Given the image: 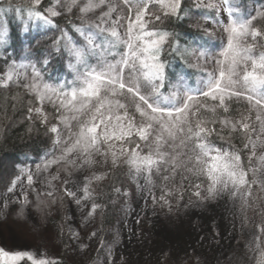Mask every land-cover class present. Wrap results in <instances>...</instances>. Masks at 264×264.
Instances as JSON below:
<instances>
[{
	"label": "rangeland",
	"instance_id": "obj_1",
	"mask_svg": "<svg viewBox=\"0 0 264 264\" xmlns=\"http://www.w3.org/2000/svg\"><path fill=\"white\" fill-rule=\"evenodd\" d=\"M185 1L193 7L192 12L188 13V25L209 36L214 45L199 50L206 53V58L197 60L190 56V67L197 73L194 85H190L185 76L181 75H177L178 78L171 85L182 80L193 90L202 86L201 81L207 78V73L216 69V61L223 59L221 53L227 48L229 39L226 28L233 19L250 22V28L261 33L255 39L256 52H264V0H246L245 3L238 0H227V3L225 0ZM42 2L43 0H39V3L36 0H0L2 5H25L31 9ZM66 2L67 0H52L42 6L40 11L42 16L51 21L62 16L67 19L63 21L65 23L56 26L45 23L42 18H29V11H34L28 10L25 19L20 20L19 48L15 53L1 54L0 51V59H3L4 64L0 72V89L11 91L20 88L26 97L33 99L28 106L27 116L41 122L43 117L34 111L41 105L37 103L35 94L24 87L28 82L24 80V74L30 77L31 66L34 65L47 83H71L76 78L77 69L84 70V66L76 65L69 52L72 46L86 45L84 36L76 29L83 28L86 33L94 34L97 44H104L107 35L95 27L99 23L97 18L106 8H98L84 16L78 7L68 11L64 6ZM49 8H54L60 14L48 16ZM230 10L232 15L229 14ZM168 11L156 3V0H151L145 17L151 21L148 30L158 32L152 24L161 23L165 17L171 16L165 15ZM115 15L126 16L127 12L118 9ZM157 15L161 17L159 21L154 19ZM123 23L126 25L127 21ZM120 32L123 34V27ZM0 33H3L0 36L1 49L9 33L8 23L1 15ZM247 42H253L251 36L247 37ZM166 48L167 41L162 45L160 54ZM120 50L123 51V47ZM86 59L93 66L99 61V57L94 55H89ZM107 59L111 60L112 57L107 56ZM21 65L25 67H20ZM9 72L13 73L11 81L6 80ZM16 74H20V80H17ZM164 88L163 85L160 90L167 95L171 87ZM201 98L204 97H200L202 104L208 108H216L215 112L206 109L201 112L224 113L223 117L216 120L218 132L222 128L219 121L225 117L239 120L243 114L251 117L246 122L256 124L255 112L249 111V105L243 98L226 100L228 109V105H239L232 115L217 107L218 101ZM29 109L33 111L30 112ZM43 112L47 114V122L42 124L49 134L46 150L39 156L28 154L27 159L17 167L16 174L0 189V249L10 254L29 253L37 261L63 259L65 264H260L264 256V187L252 184L251 194L238 198H233L229 191L210 195L208 190L211 181L208 176L194 170L193 164L189 162L191 145L183 148L179 140L175 141L174 148H167L176 157L175 167L171 163L163 164L160 172L153 174L150 188L145 186L143 175H136L123 160L117 166L99 164L72 170L71 175L58 165L38 172V165L42 166L46 160L52 159L53 154H60V145L54 143L57 134L50 131L51 127L56 125L62 129V136L67 135L52 104L45 102ZM227 133L243 134L241 158L248 171L247 179L251 182L255 178L251 169L258 167L259 163L256 158L250 160L251 152L245 148V144L249 143V137L253 140L256 137L251 131L220 132ZM215 138L223 139L213 134L209 141L212 143ZM136 143L143 142L137 140ZM213 145L229 153L236 152L220 141ZM259 155L258 150L257 156ZM116 168L122 169L123 183L113 192V204L116 206L114 219L104 227L100 219L102 205L99 186L107 180L110 171H115ZM94 174L100 179H94ZM28 175L33 177L31 185L28 184ZM56 175L61 180L53 181L50 186L48 181ZM165 176L169 179L165 180ZM85 177L90 181L91 197L81 199V203L77 205L75 199L65 193L62 181L67 180L68 188L80 198L83 196L82 188L88 182ZM247 190L245 186L241 192ZM48 192L53 195H47ZM197 192L199 195H196ZM93 203L100 207L89 216ZM18 262L33 264L27 257L14 263Z\"/></svg>",
	"mask_w": 264,
	"mask_h": 264
},
{
	"label": "snow or ice",
	"instance_id": "obj_2",
	"mask_svg": "<svg viewBox=\"0 0 264 264\" xmlns=\"http://www.w3.org/2000/svg\"><path fill=\"white\" fill-rule=\"evenodd\" d=\"M150 2L67 0L64 4L68 11L78 7L84 16L98 8H106L97 18L99 23L95 27L107 35L104 44H97L94 34L86 33L83 28L76 29L84 36L86 45L72 46L69 52L76 65L84 66V70L77 69L76 78L71 83H47L34 65L31 66L30 77L24 74V80L28 81L24 87L35 94L37 103L41 105L34 111L43 117L42 122H47V114L43 112V105L47 102L54 106L57 119L67 133L64 137L61 128L56 125L51 127L50 131L57 134L54 143L60 145V154H53L52 159L46 160L42 166L38 165L37 171H47L53 165H58L71 175L72 170L99 164L117 166L123 160L136 175H143L145 186L150 188L153 174L159 173L163 164L171 163L175 167L176 157L167 148H174L175 141L179 140L183 148L191 145L189 162L194 170L208 176L211 181L210 195L224 191H229L233 198L250 195L252 184L264 187V52L257 53L255 43L261 33L251 29L250 22L233 19L226 28L229 39L227 48L221 53L223 59L216 61V69L207 73V78L201 81L202 86L193 90L178 80L165 95L160 90L164 64L160 62L159 54L169 33L148 30L151 21L145 17ZM156 3L169 10L165 15H179L180 0H156ZM118 9L126 11L127 15L114 16ZM47 12L51 17L60 14L54 8H49ZM229 14L232 15L231 10ZM28 15L29 18L35 16L44 19L47 24L52 23L40 12L29 11ZM154 19L159 21L161 17L157 15ZM125 20L126 25L123 23ZM122 27L123 34L120 32ZM249 36L252 43L247 42ZM183 52L197 60L206 58L205 52L195 48H185ZM89 55L99 57L96 65L88 64L86 58ZM107 56L112 59H107ZM16 75L19 79L20 74ZM6 80H13L12 72L8 73ZM200 97L218 101L217 107L224 112L228 111L226 100L243 98L249 105V111L255 112L256 124L246 122L251 117L243 114L239 120L225 117L219 121L222 128L218 132L215 127L218 121L200 118L202 109L216 111L215 107L208 108L202 104ZM225 130L251 131L255 135V140L249 137V143L245 144V148L251 152L250 160L256 158L259 163L258 167L251 169L255 177L251 182L247 179L248 171L238 152H226L209 141L211 135H219ZM137 140L143 143H136ZM93 178L100 179L95 174ZM164 179L168 180L169 177L165 176ZM27 180L31 185L32 175H28ZM56 180H61V177L52 176L49 185ZM85 180L88 182L84 184L80 198L68 188L67 180L62 181L65 193L74 198L77 205L81 199L91 197L90 181L87 177ZM245 186L247 192H241ZM47 195L52 196L53 193L48 192ZM161 199L164 197L161 196ZM99 207L93 203L88 215L91 216ZM25 257L33 264H55L44 259L34 260L29 253L10 254L0 249L3 264H14ZM260 264H264V256Z\"/></svg>",
	"mask_w": 264,
	"mask_h": 264
},
{
	"label": "trees",
	"instance_id": "obj_3",
	"mask_svg": "<svg viewBox=\"0 0 264 264\" xmlns=\"http://www.w3.org/2000/svg\"><path fill=\"white\" fill-rule=\"evenodd\" d=\"M52 0H43L41 5L31 9L29 6H19L17 4H0V15L8 23V38L2 45L0 51L14 52L21 44L19 34L20 20H24L28 10L40 12L42 8ZM241 3L246 0H238ZM255 1V0H254ZM258 0H256L257 2ZM43 6V7H42ZM191 5L185 0H180L179 15L165 17L161 23L152 24L158 32H167V48L160 54L164 63V89L170 87L171 83L177 78V75L189 77L191 85L197 73L190 67V55L183 52L185 48H195L205 50L214 45L209 36L201 30L190 27L187 23L188 13L192 12ZM19 9V10H18ZM17 14V17L15 16ZM64 20L62 16L54 19L52 24L62 25ZM37 25V24H36ZM34 26V25H33ZM262 28V27H260ZM176 49H179L177 51ZM3 59H0V72L3 70ZM33 99L26 97L20 88L13 90L0 89V189H2L16 174L17 167L28 157V154L40 155L46 150L48 143V132L39 119L28 117V106L32 104ZM227 114H233L239 108V105H228ZM201 112L200 117L205 121L218 120L224 113L209 114ZM222 137L212 139V143L222 142L231 146L242 156V136L238 133L219 134ZM136 142V141H135ZM134 145V144H133ZM132 145V146H133ZM244 162V160H242ZM121 168L110 171L107 180L99 186L100 202L102 213L100 219L104 227L110 225L114 219L116 206L113 204V192L123 183ZM55 264H65L63 259L53 261ZM0 264H3L0 259ZM14 264H25L18 262Z\"/></svg>",
	"mask_w": 264,
	"mask_h": 264
},
{
	"label": "flooded vegetation",
	"instance_id": "obj_4",
	"mask_svg": "<svg viewBox=\"0 0 264 264\" xmlns=\"http://www.w3.org/2000/svg\"><path fill=\"white\" fill-rule=\"evenodd\" d=\"M181 76H184V75H181ZM185 78L188 80L189 82V77L185 76ZM195 80H196V77L194 78V83H195ZM190 83V82H189ZM204 99V98H201V100Z\"/></svg>",
	"mask_w": 264,
	"mask_h": 264
},
{
	"label": "bare ground",
	"instance_id": "obj_5",
	"mask_svg": "<svg viewBox=\"0 0 264 264\" xmlns=\"http://www.w3.org/2000/svg\"><path fill=\"white\" fill-rule=\"evenodd\" d=\"M14 80H16L15 77H14ZM17 80H20V79H17Z\"/></svg>",
	"mask_w": 264,
	"mask_h": 264
}]
</instances>
